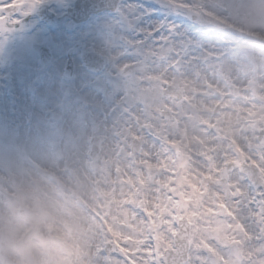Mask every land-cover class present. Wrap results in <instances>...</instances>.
<instances>
[{
  "label": "rangeland",
  "instance_id": "rangeland-1",
  "mask_svg": "<svg viewBox=\"0 0 264 264\" xmlns=\"http://www.w3.org/2000/svg\"><path fill=\"white\" fill-rule=\"evenodd\" d=\"M75 1L48 0L58 17L54 25L41 23L35 11L24 17V36L17 45L10 49L7 40H0V264H62L65 257L75 264H162L164 251L174 248L181 218L191 225L187 264H264V200L237 170L227 187H220L224 160L212 150L218 136L226 144L242 138L234 149L237 163L255 165L264 181V44L259 43H264V0H166L177 17L166 16L156 0L123 1L148 5L145 12L151 15L140 21L142 27L175 20L203 38V45L187 51L164 45L139 58L126 57L135 62L116 72L122 101L138 95L145 103L148 81L162 98V90L182 77L186 83L179 89L188 99L189 128L199 127L196 119L207 135L211 125L214 133L206 139L208 145L199 143L196 156L185 147L198 143L197 131L189 129L184 144L161 131L157 122L152 130L130 136L143 143L141 158L118 164L112 157L104 168L83 164L89 140L96 135L94 125L104 120L82 103L81 86L96 75L88 74L78 60L72 78L59 81L53 90L49 80L54 71L47 68L44 74L32 50L33 43H49L51 51L73 49L80 59L101 42V26L114 14L104 12L75 26L65 18ZM126 66L131 75L123 79ZM136 80L140 92L135 91ZM32 85L35 90L27 94ZM98 99L104 101V94ZM105 115L114 117L107 128L119 121V114L107 110ZM229 121L235 125L231 138L225 134ZM246 138L252 142L251 157L242 151ZM111 140L118 143L116 136L107 135L106 144ZM160 216L165 224L158 230ZM53 236L60 254L47 261L42 251ZM106 243L118 247L107 262Z\"/></svg>",
  "mask_w": 264,
  "mask_h": 264
},
{
  "label": "flooded vegetation",
  "instance_id": "flooded-vegetation-1",
  "mask_svg": "<svg viewBox=\"0 0 264 264\" xmlns=\"http://www.w3.org/2000/svg\"><path fill=\"white\" fill-rule=\"evenodd\" d=\"M45 6L48 7L49 12L55 14V12L51 11L48 5H45ZM22 36H24V18H21V23L14 30L7 33V35H3L2 37H0V40L1 41L7 40L8 43L6 45H9L11 49V47H13L14 45H17L16 41ZM49 41H51V39ZM47 44L49 45V43ZM74 51L75 50L73 49H67L65 51H63L62 49H53V51H51L52 54H51L50 63L44 69L48 68L50 71H54V73L52 74V81L49 80L50 82L49 84L54 88L53 90L58 89V86L60 85L59 81H67L72 78L71 77L69 79H66L64 77V71L68 63L69 52L71 55V60L74 64V70H75V65L78 62V60H80L82 63L83 53L81 54V57L79 59L76 57ZM39 66H40V60H39ZM44 69H42V72L45 74L46 71ZM86 71L90 75H96V73L91 72L88 69H86ZM130 75H131V72H129L128 75H124V70H122L121 72V76L123 79H126V77H129ZM55 80H57L58 82L56 83ZM138 82L139 80H136L134 82L135 83L134 88H135V91L137 90V92H140L141 89L138 88L140 85L137 86ZM152 82L153 81L147 82V85L149 88L148 91L143 89L144 92L149 93V95H147L148 100L145 103L142 102V100L140 99L138 95H136L135 97H129V96L123 97L126 100V101H122L124 105V111L121 113H118L119 121L114 124H111L109 128H107L106 125H108L109 122L112 121L114 117L112 116L108 117L105 115V112L107 111L106 107L105 109H99L96 107L88 108L83 103L84 108H88L91 111H94L95 112L94 114L96 115V117H98V115L101 114L102 118L104 119L102 122L96 123L94 125L95 126L94 131L96 135L90 138V140L93 137L99 138L100 147H99L98 157L94 160V157L91 154L90 140H89V147H88L86 155L84 156L85 160L83 161V164L87 166L104 168L106 167V164H105L106 161L110 162L112 157H113L112 161L118 164H123L124 161H128V160H132L134 162V159L136 157L141 158L142 154H144V145L140 139L133 138L130 136L132 135L137 136L139 134H142L143 131L145 130L147 131L152 130L151 126L157 125V122L162 123V127L160 129L161 131L166 132L168 135H171L172 137H176L180 141V143H184V144L186 142V138L185 137L183 138V136H185L187 131L189 129L192 130V133L197 131L196 133L198 136L201 137V139L199 138L197 140L198 143H195L194 141H192V143H188L189 146L185 147V149H187V153H191L193 155L199 156L198 152L201 151L199 147L200 146L199 143H204V144L206 143L207 145L209 143V141L206 142V138L208 136L206 132L204 131V125L201 123L202 121L196 122V119H195V123L199 127H197L196 129H194V127L189 128L190 116L188 114V111L190 109H189L188 99L185 100L184 95H183V99L180 101L174 100L168 97H164V96H162V98H157L156 96L157 89L155 88ZM175 83H176V88L180 90L179 88L183 87L186 81L182 77H176ZM180 91L182 92V90ZM56 96L57 95H52L53 98H55ZM100 101L104 102L105 105L107 106V102L103 100H100ZM50 102L53 103V99H50ZM156 102L159 105H163V106H160L157 108ZM197 110L203 116L201 110L199 108H197ZM164 111L169 112L167 116L164 115L163 113ZM157 115L159 116L158 118H157ZM121 120H123V122H121ZM234 126H235L234 123L232 121H229L228 127L225 128V134L227 135V137L229 138L233 137L232 132H234L235 130ZM231 127H234V128H231ZM209 132L214 133V130H210ZM107 135L116 136L118 139V143L111 140L109 144L107 145L106 144ZM133 140H139L141 143L139 153L134 154L132 152L133 151V147H132ZM226 140L227 139H224L221 136L216 137L214 142L216 141V144L218 145H215L214 149L212 148V150L220 153L219 156L221 155V158L224 160L222 161L223 166L227 163H237V159H239V156L236 155V151H235L236 149L234 150L230 146L229 144L230 141H228V143L226 144ZM238 140L239 142L238 141L237 142L239 143V145H242L243 143L242 138H238ZM245 140H246V144L244 145L246 146L242 147V151L243 152L245 151L244 152L245 156L251 157V153H250L251 148L248 145L249 142L247 141V138ZM170 149H172V147H170ZM113 152H116V153L113 155ZM168 155H171V153L166 149L164 157L167 158L166 162L169 163ZM176 157L179 160L181 159V155H176ZM219 158L218 160H221V158L220 159ZM78 163L80 162L78 161ZM221 174L222 176L224 175L223 168L221 169ZM101 181H102V177H100L99 180H97V182H101Z\"/></svg>",
  "mask_w": 264,
  "mask_h": 264
},
{
  "label": "snow or ice",
  "instance_id": "snow-or-ice-1",
  "mask_svg": "<svg viewBox=\"0 0 264 264\" xmlns=\"http://www.w3.org/2000/svg\"><path fill=\"white\" fill-rule=\"evenodd\" d=\"M166 16H176L172 7L166 0H156ZM48 0H0V36L7 35L20 23L21 18L28 17L36 10L44 7ZM104 7L112 11L114 19L101 26L102 40L91 52L98 58V72L96 78L87 81L81 86L82 103L88 108H99L118 114L124 111L122 94L117 93L115 82L116 72L123 64L135 62L126 57L139 58L145 55L146 50L152 51L164 45H179L187 51L197 44L203 45V38L194 36L190 28L184 24H177L175 20H163L150 23L142 27L140 21L145 16L151 15L143 8L126 4L123 0H103L102 5H94V8ZM115 56L116 60L110 57ZM94 88L92 93L84 91ZM100 93L104 94V102L98 99ZM120 101V103H118ZM256 194L260 200H264V190L256 186ZM264 211V209H260Z\"/></svg>",
  "mask_w": 264,
  "mask_h": 264
},
{
  "label": "water",
  "instance_id": "water-1",
  "mask_svg": "<svg viewBox=\"0 0 264 264\" xmlns=\"http://www.w3.org/2000/svg\"><path fill=\"white\" fill-rule=\"evenodd\" d=\"M124 1V0H123ZM119 2V0H118ZM103 0H77L74 4L73 8L67 9V18L72 20L73 24L78 25L81 23H84L90 19V16L97 15L102 12H112L111 10L99 7L94 8V5H102ZM36 15L38 18L45 22L48 25H52L56 22V17L53 14L48 13V8L46 6L40 8ZM33 49L40 54L41 58V65L46 66V64L49 61L50 58V52L48 48L44 45H38L34 44ZM83 63L84 65L95 72H98V58L94 56L92 53H86L83 55ZM72 67L69 69V76L71 72ZM163 95L170 96L174 98L180 99V94L178 92H175L174 88L169 86L163 91ZM263 138V132L260 133V141ZM92 152L94 158L98 155V146L99 142L98 139L92 140ZM135 150L138 151V142H134ZM238 168L240 169V172L246 175V178L251 184L256 188V186H261V189L264 190V181L259 176V170L256 166H246V165H238ZM233 170V166L229 165L228 172H231ZM225 180L220 182V186L224 187L226 186ZM73 198L80 203L82 206H85V204L82 202V200L77 197L73 196ZM163 226V220H159V226L158 228H162ZM190 224L188 223L187 219L183 218L178 221V232L174 238V250H167L165 251L162 259L163 264H185L188 261L189 253H190ZM117 251V247L114 245H107L105 254L107 257V260L110 258L111 255H114ZM155 257L158 258V253L155 254Z\"/></svg>",
  "mask_w": 264,
  "mask_h": 264
},
{
  "label": "bare ground",
  "instance_id": "bare-ground-1",
  "mask_svg": "<svg viewBox=\"0 0 264 264\" xmlns=\"http://www.w3.org/2000/svg\"><path fill=\"white\" fill-rule=\"evenodd\" d=\"M140 3H137L138 6H140ZM148 7V5L146 4H142V6H140V8H143L144 10ZM259 43L261 44H264L263 42L259 41ZM35 85V84H34ZM32 85L28 88V91H27V94H32L33 93V90H35V86ZM26 110L24 109V114H25ZM252 147V146H250ZM245 152V151H244ZM35 168L37 169V166L35 165ZM58 241V237L57 236H53V239H52V242L51 243H48L46 245V248L42 251L43 252V257L48 261L49 258L52 259L53 261H55V259H57V255L60 254L57 250H55V244L57 243ZM49 254V255H48ZM66 258V257H65ZM60 259V262L62 264H75V263H72V261L69 260V258L67 257L66 259ZM70 261H68V260Z\"/></svg>",
  "mask_w": 264,
  "mask_h": 264
}]
</instances>
